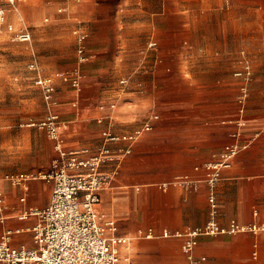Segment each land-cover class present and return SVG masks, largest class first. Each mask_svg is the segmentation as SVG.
Masks as SVG:
<instances>
[{"label":"crops","instance_id":"0c3cea01","mask_svg":"<svg viewBox=\"0 0 264 264\" xmlns=\"http://www.w3.org/2000/svg\"><path fill=\"white\" fill-rule=\"evenodd\" d=\"M9 7L6 23L28 29L32 39H14L27 76L15 74L2 93L0 128L11 132L0 139V235L21 228L17 245H33L27 230L37 218L21 216L48 205L53 184L46 176L59 155L56 140L34 123L17 125L19 115L47 121L55 113L66 149H87L85 157L108 150L97 210L105 229L113 220L119 237H133L121 249L134 264L186 263L184 239L162 231L205 226V162L219 159L239 134L256 137L222 170L216 189L215 220L239 229L201 235L196 253L206 264H264V0H26L18 11ZM245 62L248 79L236 75ZM38 77L53 81L50 102ZM244 83L249 95L238 126L230 119ZM150 111L158 118L149 120ZM183 177L194 184L175 183ZM139 229L156 236L138 237Z\"/></svg>","mask_w":264,"mask_h":264},{"label":"built area","instance_id":"2783aa9c","mask_svg":"<svg viewBox=\"0 0 264 264\" xmlns=\"http://www.w3.org/2000/svg\"><path fill=\"white\" fill-rule=\"evenodd\" d=\"M7 5L19 10V5L26 0H1ZM6 24V9L0 7V27ZM8 30L15 35L14 39L27 42L32 39L28 29L16 30L7 25ZM156 43H150L154 46ZM36 69L35 64L30 65ZM251 66L248 62L236 71L239 77L249 78ZM122 83L125 81L122 80ZM36 83L43 91L44 98L50 102L53 98L54 84L51 78L38 77ZM248 86H241V97L238 112L230 119L232 124L242 126L245 121L246 100ZM116 102L109 103L114 109ZM149 120L158 118L155 111L148 112ZM58 116L52 113L42 126H49L51 136L56 140V150L59 158L55 163V172L47 175L52 182V194L48 205L44 209H31L26 216L37 218L36 223L27 230L32 234L34 245L21 242L14 243V235L24 233L21 228H6L0 237V264H134L132 258L121 256V245L130 247L133 237L111 238L101 224L97 204L101 200V192L107 183V177L100 167L103 156L107 154L106 148L99 149V153L85 157L87 149H66L61 142V133L57 123ZM150 128V125H147ZM234 142L225 146L220 158L205 164L208 170L207 183L209 185V202L211 205V219L203 227H190L184 231H170L164 229L162 237L183 238L182 249L186 256L185 264H206V256L198 255L196 248L201 235H214L226 232H235L239 226L232 223L230 229L221 226L215 217L218 213L215 201L216 189L221 179L222 170L232 166L236 156L251 144L256 138L243 141L240 136ZM133 135L108 134V139L119 141L133 139ZM175 183L188 187L194 184L188 177L179 178ZM167 183L163 185L166 187ZM2 198L0 195V203ZM27 219V218H21ZM0 223H5L0 218ZM257 230L259 227H250ZM243 229V228H242ZM138 237L153 238L156 236L153 229L147 231L139 229Z\"/></svg>","mask_w":264,"mask_h":264},{"label":"rangeland","instance_id":"374dc122","mask_svg":"<svg viewBox=\"0 0 264 264\" xmlns=\"http://www.w3.org/2000/svg\"><path fill=\"white\" fill-rule=\"evenodd\" d=\"M0 7L10 8L6 3H4L1 0H0ZM8 15H9V20L11 21L12 20L11 16H13V12L10 10ZM7 25L8 24L6 23L5 25H3V27H0V106L2 107V109L5 105V102L3 99L4 95L2 93H4L6 81L10 80L11 78H14L15 74L22 73L24 75V77L27 76L26 75L27 74L26 68L21 66V57L23 54L21 52V48L17 46V44H20V43L14 41L15 35L8 30ZM17 28L19 29L21 27H17ZM253 76H254V72H253ZM253 76H252V78H253ZM44 101H46L45 98H44ZM238 101H239V99H238ZM238 105H239V103H238ZM19 120H20V124L18 123V125H17L18 128L22 127L21 124L34 123L35 125L32 126L33 128L43 130L45 132V135L49 139L51 138V132L49 130V126H47V125L42 126V123L45 122V120H46L45 118H42V116H39V117L33 116L32 118H26V116H24V115L23 116L19 115ZM6 132H11V131H8V129H5V128H0V139L9 136V135L5 134ZM206 163H208V162H205V164ZM2 208H3L4 213H5L6 209H4L3 205H2ZM34 222H35L34 220H26V223H34ZM0 224H2V223H0ZM5 227H7V226L5 225ZM4 230H3V232H4ZM3 232L1 233V235L3 234ZM1 235H0V237H1ZM14 238H15L14 243L17 245V242L20 241L21 239L19 240L17 237H14ZM33 245H34V243H33ZM123 250L127 251V249H121V256L125 257L127 255H124L122 253Z\"/></svg>","mask_w":264,"mask_h":264},{"label":"bare ground","instance_id":"6f19581e","mask_svg":"<svg viewBox=\"0 0 264 264\" xmlns=\"http://www.w3.org/2000/svg\"><path fill=\"white\" fill-rule=\"evenodd\" d=\"M24 7V6H23ZM14 15V17H16V15L15 14H13ZM15 23V22H14ZM42 194V193H41ZM28 216H26L25 214L24 215H22L21 216V218H27ZM100 219L101 220H104L103 219V215L101 216L100 215ZM105 220H107V219H105ZM105 224L109 227L108 229H105L106 230V233H110V232H113V234H114V236L115 237H113V236H111V238H117V237H119L116 233L118 232L117 231V224H116V222L115 221H113V220H108V221H105ZM104 227V226H103ZM117 231V232H116ZM109 235V234H108ZM124 247V246H123Z\"/></svg>","mask_w":264,"mask_h":264}]
</instances>
